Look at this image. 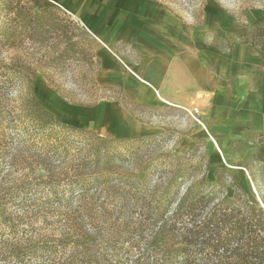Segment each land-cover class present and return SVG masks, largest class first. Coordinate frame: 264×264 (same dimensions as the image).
Here are the masks:
<instances>
[{
  "label": "trees",
  "instance_id": "1",
  "mask_svg": "<svg viewBox=\"0 0 264 264\" xmlns=\"http://www.w3.org/2000/svg\"><path fill=\"white\" fill-rule=\"evenodd\" d=\"M0 8V48L18 49L19 39L68 56L84 52L79 33L94 43L63 9L29 0H0ZM202 12L191 16L200 21ZM241 42L259 49L264 66V22ZM33 73L0 58V227L18 240L0 241V264H264V197L252 188L255 164L264 165V132L247 136L256 140L243 163L249 191L219 195L220 176L184 189L187 152L165 150L164 131L112 137L61 122L32 85L22 106L9 109L10 88ZM111 97L134 116L151 107Z\"/></svg>",
  "mask_w": 264,
  "mask_h": 264
},
{
  "label": "crops",
  "instance_id": "2",
  "mask_svg": "<svg viewBox=\"0 0 264 264\" xmlns=\"http://www.w3.org/2000/svg\"><path fill=\"white\" fill-rule=\"evenodd\" d=\"M43 1L72 12L96 36L101 86L119 89L133 103L198 113L200 125L184 146L194 138H210L214 154L209 172L215 175L217 169L231 168L240 185H248L242 161L228 151L234 141L264 132V66L259 49L241 42L248 28L264 20V8L242 13L241 20L209 0L200 21L186 22L156 0ZM220 41L230 48L223 49ZM61 105L65 109L61 122L73 119L85 129L98 126L112 137L163 130L156 122L134 116L119 99Z\"/></svg>",
  "mask_w": 264,
  "mask_h": 264
},
{
  "label": "rangeland",
  "instance_id": "3",
  "mask_svg": "<svg viewBox=\"0 0 264 264\" xmlns=\"http://www.w3.org/2000/svg\"><path fill=\"white\" fill-rule=\"evenodd\" d=\"M165 1L179 16L186 22H194L191 16L192 12L198 13L203 9L204 0H163ZM225 8L235 13H245L257 7L264 8V0H216ZM31 4L37 7H55L63 9L67 14L76 21L82 29L87 30L82 20L74 17L72 12L59 6H45L43 0H29ZM3 14V13H2ZM0 23L4 21L1 17ZM261 22H264L261 21ZM94 43L84 34L77 35L74 41H78L80 48L84 52L79 54H68V56H49V53L40 49L38 45L30 42H21L16 40L17 48L7 46L0 48V58L8 65L13 64L27 71H33L32 80L28 83L21 84L19 81L10 88L8 97L9 109L19 108L23 104L22 99L30 94L31 85L34 87L35 94L41 104L49 109L60 121L65 109L60 106L61 101H65L71 105L84 106L83 104L97 103L105 99H113L111 96L119 95L121 92L107 91L97 81L101 60L97 55L99 42L96 36L89 31ZM20 48V49H19ZM51 57V58H50ZM49 89H47V88ZM50 91V92H49ZM96 103V104H97ZM124 103V102H123ZM95 105V104H94ZM19 110V109H18ZM136 117L146 122H156L162 126L165 132V140L163 146L165 150L179 153L185 150L187 153L184 160L188 165L185 171L184 189L193 181L204 180L206 182H218V176L221 179V188L218 189L219 195L228 194L233 197L236 186H240L237 172L233 173L231 168H220L216 170L215 175L209 172L211 166V158L214 154V145L210 138H194L187 146H184L185 139L194 137L197 131L201 117L198 113L187 111L185 109L157 106V107H138L136 109ZM76 122L71 119L70 124ZM100 129L104 134L108 135L106 130L98 126L93 127ZM246 135L241 140L234 141L235 147H230L231 154H235L244 163L248 160L252 147L256 144V140L248 139ZM242 141L243 144H239ZM233 146V145H232ZM241 147L242 152L235 151ZM241 154V155H240ZM244 167V166H243ZM245 168V167H244ZM246 169V168H245ZM256 181L252 184L253 190L258 196L264 197V165L257 163L254 166ZM247 171V170H246ZM248 180L249 172L247 171ZM243 188V187H242ZM249 191V183L244 187ZM7 227H0V241H18L7 238ZM9 239V240H7Z\"/></svg>",
  "mask_w": 264,
  "mask_h": 264
}]
</instances>
